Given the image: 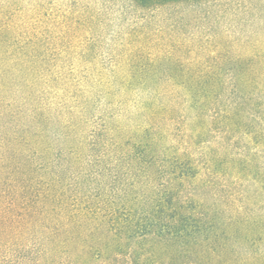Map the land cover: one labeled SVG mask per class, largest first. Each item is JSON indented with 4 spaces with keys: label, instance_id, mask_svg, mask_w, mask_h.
<instances>
[{
    "label": "trees",
    "instance_id": "trees-1",
    "mask_svg": "<svg viewBox=\"0 0 264 264\" xmlns=\"http://www.w3.org/2000/svg\"><path fill=\"white\" fill-rule=\"evenodd\" d=\"M96 1L67 0L63 5L57 0H0V91L8 100H0V264H111L103 256L110 244L119 249L122 231L145 243L160 238L155 247L170 241L183 253L200 258L206 253L208 263L223 262L226 249L216 244L222 238L208 235L214 225L196 218L186 224L180 218L183 207L176 200L165 197L137 219L115 218L110 223L88 205L68 203L54 184L57 175L50 165L58 155L65 152L76 158L86 146L100 152L109 147L127 149L138 165L156 164L159 150L154 131L175 119L172 115L181 107V95L198 104L193 117L199 122L207 105L218 101L224 89L217 73L209 66L202 70L200 61L189 65L179 83L178 75L157 73L156 66L169 62L177 46L163 43L167 40L163 28L158 32L164 41L154 43L149 22L196 0H122V4L104 0L108 6L92 10ZM112 6L119 16L127 9L136 13L141 27L121 35L109 68L95 71L92 78L76 77L73 72L83 69L81 65L89 63L93 69L92 61L86 59L96 41L92 33L103 9ZM150 84H156L155 89ZM95 89L96 94L112 99L108 101L112 112L99 119V130L89 134L84 129L91 120L86 110ZM61 92H65L63 98L58 95ZM149 96H154L150 99L156 105L146 112L141 106ZM136 114L142 123L135 127L138 135L130 136L124 123ZM211 116L227 131L244 130L228 108ZM49 131L57 137L51 139ZM107 232L119 242L116 246L106 240ZM154 252L150 248L147 254ZM126 253L122 254L126 264L140 258L133 257L131 248Z\"/></svg>",
    "mask_w": 264,
    "mask_h": 264
},
{
    "label": "rangeland",
    "instance_id": "rangeland-1",
    "mask_svg": "<svg viewBox=\"0 0 264 264\" xmlns=\"http://www.w3.org/2000/svg\"><path fill=\"white\" fill-rule=\"evenodd\" d=\"M57 2L64 5L67 0ZM116 3L123 1L115 0ZM105 6L108 4L104 0H97L92 10ZM161 14L159 20L148 24L153 32L152 41H164L158 32L163 28L167 35L163 43L177 47L171 50L169 62L156 66L157 73L167 77L178 75L179 83L189 65L200 61L202 70L211 67L219 83L224 82L218 101L207 105L198 122L193 117L198 104L181 95V107L172 115L175 119L154 131L159 150L156 164L147 168L138 165L131 160V151L127 149L109 147L100 152L86 146L76 158L65 152L58 155L50 165L57 175L54 184L68 203L88 205L107 222L131 216L137 219L165 197L173 203L176 200L183 207L181 220L192 224L196 218L214 225L208 235L222 238L217 247L226 249L223 262L208 263L206 253L203 258L192 256L181 252L177 244L173 247L170 241H162L160 247H155L160 238L145 243L122 231L120 247L116 250L110 247V242L112 245L119 242L108 236L109 231L106 240L110 245L103 258L111 264H126L127 257L122 254H127L129 248L134 251L133 257L140 256L130 264H224L226 261L264 264V0H196ZM135 17L136 13L129 9L119 16L113 6L109 10L104 8L103 17L92 33L95 44L90 46L92 50L86 58L92 61L93 69L86 63L73 74L92 78L95 71L109 68V58L113 61L117 55L114 44L120 42L121 35L141 27L142 23ZM68 64L73 66L71 61ZM243 80L247 84H242ZM150 85L155 89L156 84ZM1 93L0 100L7 102V96ZM64 93L58 94L59 97L63 98ZM93 93L86 110V117L91 120L84 126L89 134L99 130V119L112 112L108 105L112 99L96 94V89ZM152 97H144L149 98L141 106L146 112L156 105ZM227 108L244 130L227 131L212 120L213 111ZM138 116L124 123L130 136L138 135L135 127L142 123ZM49 132L51 139L57 137L56 132ZM180 175L184 177L173 180ZM49 177L45 174V178ZM164 244L173 249L162 247ZM150 248L154 255L147 254Z\"/></svg>",
    "mask_w": 264,
    "mask_h": 264
}]
</instances>
